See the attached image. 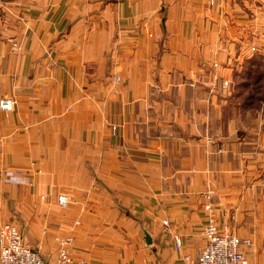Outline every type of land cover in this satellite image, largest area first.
<instances>
[{
	"label": "crops",
	"instance_id": "1",
	"mask_svg": "<svg viewBox=\"0 0 264 264\" xmlns=\"http://www.w3.org/2000/svg\"><path fill=\"white\" fill-rule=\"evenodd\" d=\"M258 72L264 0H0V227L48 264L68 239L74 264H185L211 215L263 264Z\"/></svg>",
	"mask_w": 264,
	"mask_h": 264
},
{
	"label": "built area",
	"instance_id": "2",
	"mask_svg": "<svg viewBox=\"0 0 264 264\" xmlns=\"http://www.w3.org/2000/svg\"><path fill=\"white\" fill-rule=\"evenodd\" d=\"M215 0H211V5ZM119 78H117V82ZM224 89L230 88V82L222 83ZM16 102L10 98L0 100V109L10 112ZM213 192H209L210 197ZM60 208L67 209L71 205V198L61 194L57 196ZM207 211H212L210 205ZM209 221L205 226L204 234L207 244L200 256L196 259L187 258L185 264H259L250 260L243 252L242 247H251L253 242L249 239H241L229 230H219L214 218L209 215ZM165 225H168L165 222ZM71 240L60 242V250L55 264H74L70 251ZM177 248H181V241L177 238ZM0 264H48L43 256L30 246L21 229L14 222H6L0 227ZM81 264H85L82 262ZM264 264V263H263Z\"/></svg>",
	"mask_w": 264,
	"mask_h": 264
},
{
	"label": "trees",
	"instance_id": "3",
	"mask_svg": "<svg viewBox=\"0 0 264 264\" xmlns=\"http://www.w3.org/2000/svg\"><path fill=\"white\" fill-rule=\"evenodd\" d=\"M264 77V72H258V75L256 76L257 78V83ZM253 96L257 97L259 96L260 98H264V86H262L261 84L254 86L253 90H252ZM258 93V94H256ZM255 97H252L255 99ZM256 100V99H255Z\"/></svg>",
	"mask_w": 264,
	"mask_h": 264
},
{
	"label": "rangeland",
	"instance_id": "4",
	"mask_svg": "<svg viewBox=\"0 0 264 264\" xmlns=\"http://www.w3.org/2000/svg\"><path fill=\"white\" fill-rule=\"evenodd\" d=\"M253 51H256V49L254 48Z\"/></svg>",
	"mask_w": 264,
	"mask_h": 264
}]
</instances>
